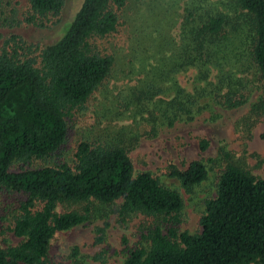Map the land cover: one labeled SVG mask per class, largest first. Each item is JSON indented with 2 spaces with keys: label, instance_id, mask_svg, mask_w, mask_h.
<instances>
[{
  "label": "trees",
  "instance_id": "trees-1",
  "mask_svg": "<svg viewBox=\"0 0 264 264\" xmlns=\"http://www.w3.org/2000/svg\"><path fill=\"white\" fill-rule=\"evenodd\" d=\"M156 2L148 8L146 43L133 47L144 79L120 91L116 115L136 128L126 127L132 133L121 141H81L72 163L32 167L61 156L70 119L112 77L117 61L102 41L118 35L131 0H82L57 42L42 46L11 35L2 45L0 190L19 197L12 232L20 242L0 241V264H50L58 233L110 220L96 227V245L105 246L113 219L140 217L146 222L142 240L125 248L122 264H264V179L237 163L226 141H220L219 159L208 161L221 171L197 233L180 232L183 194L137 170L130 157L142 139L197 121L216 122L248 109L243 122L252 127L264 117V0ZM65 4L28 0L23 24L60 16ZM176 15L182 18L180 33L169 41L165 25ZM186 74L192 76L189 86L180 83ZM200 142L207 152L210 142ZM209 175L201 160L184 171L172 166L168 176L190 195ZM72 206L82 208L59 211ZM91 258L74 247L68 264H92Z\"/></svg>",
  "mask_w": 264,
  "mask_h": 264
},
{
  "label": "rangeland",
  "instance_id": "rangeland-1",
  "mask_svg": "<svg viewBox=\"0 0 264 264\" xmlns=\"http://www.w3.org/2000/svg\"><path fill=\"white\" fill-rule=\"evenodd\" d=\"M156 1L158 0H147V3L142 4L143 0H131L124 10L123 25L118 35L102 41V45L115 55L117 61L112 77L86 104L84 110L77 112L70 119L69 139L61 156L52 158L48 162H35L32 167L55 166L60 161L72 163L76 147L83 140L103 139L114 142V140L121 141V135L132 133L131 129L126 127L132 126L133 120L127 118L119 120L116 116L120 112L118 104L122 101L119 98L120 91L130 86L135 87L142 78L144 79V70L141 69L138 60H134L133 47L136 44L143 47L146 43L150 21L147 17L148 8L151 6L152 9L153 6H157ZM81 2L82 0H66L60 16L38 19L33 24L27 25L23 22L28 10V0H2L0 4V49L11 35H17L29 43L42 46L57 42L73 22ZM181 21L182 18L176 15L172 24L165 25L166 39L177 40ZM11 26L13 28H10ZM152 65L156 64L152 63ZM147 70H150V66ZM191 81V74L180 78L183 86H189ZM248 111L244 109L234 115H226L216 122L197 121L169 134L142 139L139 146L130 153L137 170L153 173L161 178L164 184L183 194L186 206L181 216L180 232L197 233L200 230V218L205 209L204 201L214 195V186L221 171V167H216L208 161L219 159L221 140L227 142L228 151L233 153L237 163L244 166L254 176L264 179V117L254 126L246 127L243 118ZM132 128L135 129L136 125ZM140 129L143 130L142 127ZM201 139H207L210 142V147L205 153L200 150ZM201 160L206 161L209 166V179L193 194L188 195L181 190L177 180L168 176L169 168L175 166L184 171L190 163ZM17 169L18 166H15L14 170ZM18 202V196L0 190V241L3 246L17 245L20 242L12 232L13 214ZM79 207L82 208L81 206L61 207L59 211L63 213L66 210L79 209ZM105 209L107 207L102 208L104 214ZM107 221L110 220L58 233L52 241L50 264H68L69 255L74 247H79L80 252L90 258L101 255V261L91 258L92 264H102V261L105 262L104 264H122L125 248H135L142 240L140 229L146 223L145 219L143 217L133 218L127 222H118L113 219L105 233L107 244L105 246L96 245L98 237L96 227L104 228ZM124 239L127 240L126 245L123 243Z\"/></svg>",
  "mask_w": 264,
  "mask_h": 264
}]
</instances>
